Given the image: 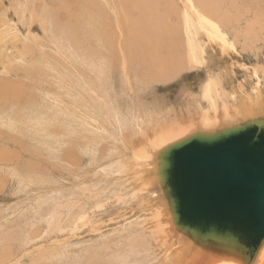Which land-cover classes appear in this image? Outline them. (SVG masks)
<instances>
[{"label": "rangeland", "instance_id": "1", "mask_svg": "<svg viewBox=\"0 0 264 264\" xmlns=\"http://www.w3.org/2000/svg\"><path fill=\"white\" fill-rule=\"evenodd\" d=\"M93 1H96L97 3L100 2L98 3L99 6L98 7L92 6ZM141 1L143 3L145 2V0H136V1L135 0H99V1L98 0H55V1L0 0V3H3L0 4V15H1V11L7 9L8 7L7 10L11 15L14 16V19L20 20V26L22 28V31L17 30L13 28L12 24H10L12 29L15 31L17 30L19 33L16 32L17 33L16 35L15 31L13 30L12 32L11 30L7 31L8 27L4 23V20H6V23L8 24L10 23V21L7 19V17L0 16V31L5 35H7L2 39L3 41H0V44H2V46L0 47L1 50L0 53L2 54V55L0 54V76H3V74L6 71H8L4 74V77H6V79H0V82L18 81L25 83L26 88H24L25 93H23L24 96L23 100L32 103V105L34 106L33 113L35 111L37 112L41 111L39 107L41 105H43L42 109L44 110L42 111L44 112V114L48 113L46 111H48V108L50 107L49 104H51L54 100L57 99L64 100L65 105L63 107L73 108V109L68 108V113L71 111L69 115H65L64 111L61 112L62 113L61 115H63V117L65 118L68 117V123L72 128H70V130H68L67 133L64 132L69 136L63 133L61 135H58L62 138V142H58L56 144L51 143L49 140L46 141L45 139L47 138H45L46 135L44 134L45 132L42 131L41 128H36V127H34L35 129L31 128L32 127L30 125L31 123L28 120H27L28 123H24L17 126L16 129L18 130L14 132V134H16L15 136L18 141L20 140V142L21 141L23 142H21V144L20 142H16L17 143L16 144L11 141V137H8V135L10 136L12 134L11 133L13 131L11 130L12 128L10 129L8 127H4L0 123V139H1L0 157L2 159H5L3 161L7 160L5 164L3 163L4 164L3 166H0V179H5L8 183V185L6 184L4 190L5 192L0 196V211L2 210L3 212L9 206L8 211L12 210L11 212L13 213V209L14 207H16L15 205L17 202L24 201L30 193L35 194L36 197L32 199V201L31 200L27 201L26 206L22 210L21 214L12 215V218L8 219L7 221H4L5 224L1 225L2 228H0V233L6 231V229L16 230V232H19L20 230H24L25 228L22 227H26L24 225L28 221V219L34 216L35 210L40 209V207L38 206L39 204H41L43 208L47 211L49 209L57 208L56 216L57 215L58 216L57 217L55 216L56 218H52V225L49 229L47 228L48 224L47 222H45L44 217L38 216L35 218L34 221L35 226L31 227L30 229H33V231H37V232L42 230L40 235L41 236L45 235L47 236L48 239L44 240V242L46 243H43V246L40 245L41 246L39 247L40 251L36 253L37 255L33 254L34 256L32 255L31 257H28L25 261L22 262V264H44L45 262L46 264H58V263L86 264L87 262L85 256H87L91 250H100V254L98 255H101V257L105 260V264L108 260H110V258L114 260L113 258H116L117 256H118L117 259L113 261L114 264H119V263L132 264V261L133 264H135L136 262H137L136 264H145V262H147L148 254H146L145 251H141V252L135 251L137 255H135V253L133 252V254H131L128 257H124L122 254V252L125 251L126 247H128L130 243L129 235L133 234V231L142 230V228L144 229L148 218L142 212L134 210L129 206L119 207L120 204L125 203L126 199L128 198V190L126 186L127 183H125L122 178L116 179L115 176L116 169L119 167L118 164L119 157L117 156L123 155L125 157H129L130 160L128 161L136 160L135 152L136 151L138 152L137 150L138 148L133 149L132 147H135L134 140L136 139V136H138L139 131L138 128L135 126V124L132 123V121L129 119V116L122 114L121 112H119V110L118 111L113 110L111 106L112 101L109 96H112V94L115 95L117 94V96H120L122 92L126 96L134 93L135 94L142 93L145 95L144 97L149 104L152 103L151 101L153 100V97L158 98L159 102L164 103V107H162L163 109L161 111H154V113L152 112L153 119L149 121H150V125L153 128L159 129L161 128V126H165L170 123H173L175 125L179 120H183V119L186 120L194 116V113H196L195 105L189 103L188 106L187 105L188 102H186L185 99L188 101L187 97L190 99V96L192 100L199 99L201 97V95L199 96V94L202 93L203 83L207 77L206 68L208 69V67H210L209 69L213 68L215 71H218V73H220V75H223L224 77H226V75L228 74L227 75L228 77H226V79L228 78L230 79L232 77L233 84H235L236 86L239 84H243L245 88L248 89L249 87L248 89L249 91H251L257 85L261 86L262 88L264 87V0H219L218 1V6L220 10L219 14L221 13L222 16L224 15L223 17L228 16L227 19L230 20L228 22L227 21L223 22L221 26L223 30H225V32L228 34V36L232 34L230 36V39L231 41L234 42V43L232 42L234 44V47L230 49L228 53H223V54L221 53L220 49H218V47L215 46V44L213 46L212 43L208 42V37L205 35V32L198 25L194 24V26H192L186 24L185 15L187 14L185 13V9L181 3V0H148V1L146 0L147 3L145 2L144 4H146L145 6L148 9L145 10H140L136 8L137 6H135V5H139L138 2ZM193 1H194V5L195 4L198 5L195 7L197 9L200 8L198 10L201 11V13H203L206 17L209 18L214 17L212 16L213 14H211V12L208 9L210 5L212 6L211 0H193ZM136 2L137 4H135ZM33 4L35 8L33 7ZM20 5L23 6L25 5L30 8L29 12L25 13L24 17L21 15ZM4 6L6 7L4 8ZM203 6L205 9L203 8ZM213 6H215V4H213ZM31 7H33L34 8L33 10L35 11V12L33 11L34 28L29 32L27 23H29L30 21L29 18L32 12ZM13 8L15 9L14 11L17 13H14ZM45 8L50 9V12L52 14L55 13L56 11V13L59 14V16L61 15L60 16L62 18L61 22L64 24L69 19H71L72 22L77 23V27L79 28L80 33L77 35L78 37L77 36L76 37L79 40L85 39L83 41V47H80L81 48L80 50H78L79 47L75 48L76 46H74L76 50H74V48H71L73 51L72 52L70 51L71 49L66 47L68 44L66 46L61 45L63 47L59 46V48L57 49L58 46L52 43V42H56L55 36L57 35V33L55 34V31H53V28L50 24L48 25V23H46L47 28H44L41 22L43 21L42 19L44 14L42 12L43 9ZM202 8L204 9V11H202L203 10ZM90 9L93 11H90ZM94 11L96 12L98 11L97 14H99L101 19L103 20L104 22L103 25L105 27L106 32L108 31L109 33L108 35L111 38L110 43L112 45L110 43L108 45H104V44H100L101 42L99 43L97 42V37L94 36V28H93L95 26V23L94 21H91V17L95 15ZM66 14L68 15L66 16ZM213 19L218 20V18L215 17ZM150 23L151 25H149ZM224 24H225V28L223 27ZM146 26L148 27L146 28ZM186 30L188 31V33ZM160 34H162V38L164 40H167L166 45L162 44L163 46H161L160 44L152 41L154 40V38L156 39L157 36L161 37L159 36ZM191 37H194L192 38L194 42L197 41L199 44L201 45L203 44L202 46H205V48L207 49V53H205V57L203 58L201 57L204 61H202V59H199L197 61L194 59V57H192V54L190 53L189 50V39ZM33 40L36 43H34ZM96 42L98 43V46L99 45L101 46L98 47L100 49V54L97 53L92 55L91 57L87 56L89 48L91 46L92 47L97 46ZM38 44L40 45V48ZM144 44L147 47L144 46ZM28 46L31 47V52L30 51H29L30 53L27 52L29 54L28 56L26 53V57L28 58L26 59V62L29 61V63L27 64L20 63L19 67L20 68H23L25 66L30 67V65L32 66V64L34 63L33 65L36 66L37 68H33V69H38V72L34 75V77H30V76L27 77L23 74L22 69L18 71L16 68L12 67V65L20 61L19 59L15 60L13 54H17L19 51H23V49L27 48ZM3 47L5 50H7L6 53L4 52L5 50L2 49ZM33 47H35V49ZM63 48H66L69 51ZM61 51H65L67 53H63V54L58 53ZM135 54L137 55L140 54L139 55L140 57L139 58H137V56L135 57ZM46 55L49 57V61H50L49 63L43 60V57H45ZM65 55H68L69 57L68 56L65 57ZM4 56L6 57V59ZM77 56L80 57L78 58ZM31 57H33L32 58L33 60L31 59ZM39 59L41 61H39ZM124 59L130 64L129 66L130 70L128 72H131V70L134 71V69L136 70L135 73L137 72L136 79L138 82L135 81L134 84L136 85L134 86H132L128 78V75L130 73L127 74L124 71V66H123ZM95 60H98V62H96ZM190 60L193 61L191 62ZM65 61L67 62V64ZM12 62H14V64H12ZM44 62L47 64H45ZM5 64H9V65L5 67L4 66ZM103 64L104 66L106 65V67H103ZM9 66H11L10 68L14 72L10 70ZM14 66L17 67L16 64ZM127 67L128 65H126V68ZM6 68L8 70H6ZM92 68H94V71ZM98 69H100L101 71ZM80 70L81 73H79ZM95 70L97 72H95ZM16 71L18 72V74L20 72L19 77L16 75L17 73ZM99 71L102 73H98ZM104 71H106V73H104ZM225 73L227 74L225 75ZM60 80L61 81L64 80L66 82L67 88L62 89L63 86L60 85L61 84ZM222 82H220V85H218L219 90L216 88L215 90L216 93L214 92L215 94L213 95L215 97H224V99H227L226 94L227 93L229 94L231 90L230 88L231 85L229 84V82H225V81L224 83ZM251 84L253 86H251ZM85 86H87V88ZM76 87L79 88L77 89ZM131 87H134L133 90L130 89ZM6 88L7 86L3 87L0 83V94L1 92H5ZM187 89H189V91ZM153 92L156 93L157 96H153ZM220 92L222 94H220ZM69 93L71 96H69ZM4 98H8V96H6V93H4ZM68 102L71 103L69 104ZM72 103L74 105H72ZM75 103L78 104L75 105ZM166 103L167 105H165ZM80 105L81 106L83 105V107L81 108ZM178 105H179V109H178ZM169 106H171L172 109ZM54 108L55 105H53V109ZM176 108L178 110H176ZM153 109L154 110L156 109L154 105H153ZM25 111L27 112V115L30 116L31 113L27 110V108L25 109ZM1 112L3 113L2 116L8 122L10 117L11 119L13 118L12 114L13 112H15V107L12 106V103L10 101L9 104L7 105L3 100H1L0 113ZM44 114H42V116ZM57 115H58V120L62 118L59 112ZM117 119H119V121ZM120 119L122 121H120ZM110 121H112L113 123H111ZM158 121H160V123H157ZM82 124H83V128H82ZM27 126L29 128H27ZM95 126L98 128H96ZM149 127L150 126H148L147 124L143 125V128L147 131L146 133H148ZM55 128L58 129V127ZM22 129L23 131L25 130V134L21 133ZM95 129H97V131ZM98 129L100 132H98ZM89 131L92 132L90 133ZM103 131H105L106 134L105 133L103 134ZM33 132L36 133L37 136L33 134ZM37 132L39 135L37 134ZM26 134L30 135V138L26 136ZM40 134H42L44 137L41 136ZM35 136L37 137V140L33 139L36 138ZM38 136L39 138L40 137L41 138L38 139ZM54 136L57 137V135ZM94 143H96L97 145ZM102 144L104 147L102 146ZM123 149H125L126 151H122ZM69 166H71V168ZM72 167H74L76 170ZM67 171L70 173H68ZM83 172L84 174L82 175ZM18 173L19 174L22 173V175L23 176L25 175L26 177L27 176L35 177L36 175L37 180L39 178L40 179L43 178V180H45L46 182L57 181V182H61V184L60 183L57 184L59 187L57 186L58 189L55 188L56 190H54L53 187H49V188L46 187L42 192L37 191L39 189L30 190L32 188L27 187L26 185H23L21 187L18 186L19 185L18 179L12 177L13 174H18ZM102 174L105 177H110V180L109 181L100 180L102 178L101 176ZM94 178L95 180H93ZM86 180H90V181L86 182ZM62 185H64L65 188H63ZM67 186L70 187V189H68ZM34 187H36V185ZM54 187L56 186L54 185ZM120 187L123 190L120 189ZM47 189L50 191H48ZM93 193L95 195H93ZM116 193H118V195ZM119 193H121V195ZM16 195L19 196L17 197ZM60 196L61 198H59ZM96 197H99V199ZM7 201L11 204L8 205L9 203ZM93 201L94 203L97 202L98 204L95 203L94 205ZM98 205H100L99 206L100 208L98 207ZM128 208L129 210H127ZM100 209H101V213H99L100 211H98ZM120 210L121 212H123V215L121 217L118 214ZM89 212L92 213L90 214ZM44 213H45V215L43 214L44 216L48 214L45 211ZM141 215L143 218L141 217ZM106 216L108 217L110 216L109 218L112 219H108V217ZM102 217L103 218L105 217L107 221L105 218L103 219ZM85 218L88 219L86 220ZM98 221L100 222L98 223ZM96 222L98 223V225ZM85 224L87 227L84 226ZM138 225H140V227ZM46 230H48L47 233L50 234L49 236L47 233L44 234ZM68 230L71 232V234ZM73 230H75V232ZM4 245H5L4 242L3 244H0V246H4ZM41 251L42 252L47 251L48 254L42 253L44 255L46 254L47 256H52L54 253L56 257L55 256L51 257L52 259L48 258L47 261H44L43 259L41 260L42 255L39 254L41 253ZM56 252L58 255L56 254ZM135 256L137 257L135 258ZM103 259L102 260L99 259L100 261L99 260L98 262L96 261L95 264H101V262L104 261Z\"/></svg>", "mask_w": 264, "mask_h": 264}, {"label": "bare ground", "instance_id": "2", "mask_svg": "<svg viewBox=\"0 0 264 264\" xmlns=\"http://www.w3.org/2000/svg\"><path fill=\"white\" fill-rule=\"evenodd\" d=\"M55 1V0H53ZM99 1V0H98ZM136 1V0H135ZM148 1V0H147ZM218 1L219 0H211L212 2V6L210 5L208 7L209 11L211 12V14H213L212 16H214L215 18H218V20H215L213 18H209L206 17L203 13H201V11H199L198 9L200 8H196L195 6H198L197 4L194 5V1L193 0H181V3L185 9V13L187 15L186 16V24L192 25L194 26V24L198 25L204 32L205 35L208 37V42L212 43V45L217 46L218 49H220L221 53H228L230 51V49H232L234 47V42L231 41L230 36H228V34L225 32V30H223L221 24L225 21H230L228 20V16L223 17L221 15V13L219 14L220 10H219V6H218ZM41 2V1H40ZM146 2V0H145ZM144 2V3H145ZM53 3V2H52ZM68 3V2H67ZM89 3V2H88ZM91 3V2H90ZM100 3V2H98ZM96 1L92 2V6L94 7H98V4ZM142 1L138 2L139 5H135L137 6L136 8L140 9V10H145L148 9ZM147 3V2H146ZM3 4V3H0ZM43 4V3H42ZM137 4V2L135 3ZM213 4H215V6H213ZM19 5V4H18ZM51 5V3H50ZM133 5V4H132ZM200 5V4H199ZM40 6V5H39ZM6 6H4L5 8ZM10 7V6H9ZM17 7V6H15ZM33 7L35 8L34 4ZM33 7L32 8V12L30 14V21L29 23H27L28 25V30L29 32L34 28V16H33ZM45 7V6H43ZM134 7V6H133ZM200 7V6H199ZM207 7V6H206ZM93 8V7H92ZM135 8V9H136ZM204 8V6H203ZM202 8V9H203ZM8 9V7H7ZM5 9L3 11H1V17H7V19L10 21V23H6V20H4V23L6 24L7 31L11 30L12 32V27L10 24L13 25V28L17 29V30H21L22 28L20 26V20H15L14 16L11 15L8 10ZM20 9H21V15L24 17L25 13L29 12V7L28 6H23L20 5ZM42 9V8H41ZM40 9V10H41ZM100 9V8H99ZM130 9V8H129ZM153 9V8H152ZM205 9V8H204ZM204 9L202 11H204ZM15 9L13 8V11ZM54 10V8H53ZM11 11V10H10ZM45 11V12H44ZM52 11V10H51ZM90 11H93L90 9ZM208 11V12H209ZM35 12V11H34ZM38 12V11H37ZM98 12V11H97ZM96 11H94L95 15H93L91 17V21H94L95 26L94 28V36L97 37V42H101L100 44H104V45H108L111 42V38L109 37V33L108 31L106 32L105 27H104V22L101 19L100 15L97 14ZM148 12V11H147ZM14 13H17L14 11ZM43 27H46V23H48V25L50 24L53 28V31H55V34L57 33V35L55 36V40L56 42H52L54 43V45H57V49L60 47H63L61 45H67L66 47L71 49L74 48V46H76L75 48L79 47L78 50H80V47H83V41L85 40H79L77 37V35L80 33L79 28L77 27V23L72 22L71 19H69L65 24L61 22V15L59 16V14L56 13H51L50 9H43ZM92 13V14H94ZM144 13V12H143ZM184 13V14H185ZM36 14V13H35ZM91 14V15H92ZM18 15V14H17ZM45 15V17H44ZM68 14H66L67 16ZM80 15V14H78ZM151 15V14H150ZM152 16V15H151ZM22 17V18H23ZM18 18V17H17ZM149 18V17H148ZM146 18V19H148ZM19 21V22H18ZM227 24V23H226ZM151 25V23L149 24ZM228 25V24H227ZM27 27V26H26ZM148 26H146L147 28ZM188 27V26H187ZM191 27V26H190ZM223 27L225 28V24L223 25ZM195 28V27H194ZM228 28V27H227ZM190 29V28H189ZM192 29V28H191ZM15 31V34L17 35ZM132 30V29H131ZM6 31V32H7ZM52 31V32H53ZM145 31V30H144ZM143 31V32H144ZM187 31V30H186ZM229 31V30H228ZM148 32V31H147ZM195 32V31H193ZM19 33V32H18ZM136 33V32H135ZM188 33V31H187ZM229 33V32H228ZM12 34V33H11ZM97 34V35H96ZM145 34V33H144ZM230 34V33H229ZM81 35V34H80ZM133 35V33H132ZM189 35V34H188ZM7 36L4 33H2L0 31V41H3L2 39ZM54 36V35H53ZM77 36V37H76ZM153 36V35H152ZM155 36V35H154ZM158 37L152 41H154L155 43L160 44L161 46H163L162 44L166 45V41L162 38V34H160ZM15 37V36H13ZM29 37V36H28ZM33 37V36H31ZM83 37V36H82ZM81 37V38H82ZM141 37V36H138ZM8 38V37H7ZM19 38V37H18ZM45 38V36H44ZM65 40H63V39ZM80 38V37H79ZM95 38V37H94ZM188 38V37H187ZM194 37H191L189 39V50L190 53L192 54V57H194L195 60H199L202 59L203 57H205V53H207V49L205 48V46H202L201 44H199L197 41L194 42V40L192 39ZM23 39V38H22ZM166 39V38H165ZM18 40V39H17ZM31 40V39H30ZM46 40V38H45ZM63 40V41H62ZM143 40V39H142ZM29 41V40H28ZM34 41V40H33ZM51 41V40H50ZM49 41V42H50ZM54 41V40H53ZM5 42V41H4ZM12 42V41H11ZM25 42V39H24ZM48 42V41H47ZM96 42V43H97ZM233 42V43H232ZM241 42V41H240ZM34 43H36L34 41ZM43 43V42H42ZM98 43L96 47H90L87 53V56H92L94 54L99 53L100 54V49L98 48ZM197 43V44H196ZM73 44V47H72ZM111 44V43H110ZM199 44V45H198ZM4 45V43H3ZM6 45V43H5ZM39 45V44H38ZM112 45V44H111ZM2 46V44H0V47ZM13 46V45H12ZM48 46V44H47ZM143 46V45H141ZM144 46H146L144 44ZM44 47V46H43ZM54 47V46H53ZM101 47V46H100ZM107 47V46H106ZM147 47V46H146ZM35 49V47H33ZM40 48V45H39ZM74 48V50H76ZM96 48V49H95ZM3 50L4 47L2 48ZM9 49V48H8ZM11 49V48H10ZM15 49V48H13ZM37 49V48H36ZM66 49V48H63ZM85 49V48H84ZM210 49V48H209ZM217 49V48H216ZM19 50V49H18ZM55 50V49H54ZM67 50V49H66ZM214 50V49H213ZM31 52V47L28 46L27 48H24L23 51H19L17 54H13V57L15 58V60L19 59L20 61H18L17 63H15L17 65L14 66V62H12V67L16 68L18 71H20V69L23 70V74L25 76H30V77H34V75L38 72V69H33V68H37L36 66H34L32 64V66L30 65V67H23L20 68L19 65L20 63L22 64H27L29 63L26 62V59H28L26 57V53L27 52ZM43 51V49H42ZM69 51V50H67ZM72 51V49L70 50ZM219 51V53H220ZM1 52V50H0ZM3 52V51H2ZM5 53L7 52V50L4 51ZM29 52V53H30ZM38 52V51H35ZM34 52V53H35ZM40 52V51H39ZM55 52V51H54ZM73 52V51H72ZM146 52V51H145ZM42 53V52H41ZM40 53V54H41ZM60 54L63 53H67L65 51H61L58 52ZM69 53V52H68ZM1 54V53H0ZM55 54V53H53ZM77 54V53H74ZM143 54V53H142ZM2 55V54H1ZM29 54L27 53V56ZM72 55V54H71ZM134 55V54H133ZM140 55V54H139ZM135 54V57L137 56V58H139L140 56ZM214 55V54H211ZM34 56V55H33ZM64 56V55H63ZM68 55H65V57ZM105 56V55H104ZM5 57V56H4ZM37 57V56H36ZM69 57V56H68ZM78 58L80 56H77ZM113 57V56H112ZM111 57V58H112ZM131 57V56H130ZM202 57V58H201ZM213 57V56H212ZM33 57H31L32 59ZM45 58V59H44ZM82 58V57H81ZM84 58V57H83ZM103 58V56H102ZM109 58V57H108ZM6 59V57H5ZM30 59V60H31ZM41 59V58H40ZM39 59V61H41ZM98 59V58H96ZM33 60V59H32ZM43 60H45V62H50L49 61V57L46 55L45 57H43ZM66 60V59H65ZM71 60V59H70ZM94 60V59H93ZM107 60V58H106ZM25 61V63H24ZM67 61V60H66ZM65 61V62H66ZM96 62H98V60H95ZM134 61V60H133ZM191 61V60H190ZM193 61V60H192ZM191 61V62H192ZM202 61H204L202 59ZM37 62V61H36ZM44 62V63H45ZM107 62V61H106ZM140 62V61H139ZM200 62V61H199ZM207 62V61H206ZM95 63V62H93ZM100 63V62H99ZM98 63V64H99ZM47 64V63H45ZM67 64V62H66ZM82 64V63H81ZM85 64V63H84ZM83 64V66H84ZM97 64V63H96ZM101 64V63H100ZM9 64H5L4 66L6 67ZM71 65V64H69ZM94 65V64H92ZM108 65V64H107ZM110 65V63H109ZM108 65V66H109ZM126 65H128V69L126 68ZM74 66V65H73ZM102 66V65H101ZM100 66V67H101ZM123 66H124V71L125 73H130L128 75V78L130 80V83L132 84V86L136 85L134 84L135 81H137L136 79V74L135 73V69L134 71L131 70V72H128L130 70L129 66V62H127L125 59L123 61ZM121 66V67H123ZM207 66V65H206ZM4 67V68H5ZM11 66H9L10 68ZM71 67V66H70ZM93 67V66H92ZM96 67V65H95ZM99 67V66H98ZM103 67H106V65ZM210 67H208L207 70V77L206 80L203 83V87H202V93L199 94V96L201 95V97L199 99H194L192 100L191 96L190 99L187 97L188 101L185 99L187 103V105L189 103H192L195 105V109H196V113H194V116H192V118H188L186 120H179L175 125L173 123L167 124L165 126H161V128H153L150 125V121L152 118V112L154 113V111H161L164 107V103L163 102H159L158 98L153 97V96H157L156 93L153 92V100L151 101L152 103L149 104L148 101L145 99V95L140 93V94H129L128 96H126L123 92L120 94V96H117V94H112V96H109L111 99V106L113 108L114 111H118L121 112L122 114H125L127 116H129V119L132 121V123L135 124V126L138 128V136H136V139L134 140V148H138V152H135V159L136 160H132V161H128L130 160L129 157H125L123 155H118V164L119 167L116 169V179H123L127 186V190H128V198L126 199L125 203L120 204L119 207H125V206H129L130 208L140 211L142 212L144 215L147 216L148 220L146 222V225L144 227V229L142 228V230H136L133 231V234H130V243L128 245V247H126L125 251L122 252L124 257H128L131 254H133V252L135 253V251H145L146 254H148V258H147V262H145V264H264V237L260 239V241L256 243V240L254 238H252L251 240H249V242H244L239 243L236 240V237H238V232L234 233L233 232H227V233H221L218 231H215L213 229H207L204 225L201 226L200 224H197L196 221L195 223H191L188 224L186 218H184V210L180 209V202L178 201V199H176L171 191V187L169 185V183L167 181H169V168L170 166H172L171 161L169 160L171 155H172V150H173V146L176 145L179 142H189L190 140H194L195 138L197 139H203L205 138H218L217 136L220 135H224L226 133H234V132H238L240 131V127H242V125H246V124H253V123H257L259 124L261 127L264 128V87L262 88L261 86H256L254 87L251 91H249V87L248 89L244 87L243 84H239V85H235L232 82V77L229 79H226V77H228L227 73H225L226 77H224L223 75H220V73H218V71H215L213 68L209 69ZM74 69V68H73ZM76 69V67H75ZM94 71V68H92ZM96 69V68H95ZM6 70H8L6 68ZM10 70L12 72H14L11 68ZM9 70V71H10ZM15 70V69H14ZM100 70V69H98ZM103 70V69H102ZM249 70V69H248ZM101 71V70H100ZM98 72V73H102V72ZM113 71V70H112ZM111 71V72H112ZM8 72V71H6ZM5 72V73H6ZM17 72V71H16ZM15 72V73H16ZM70 72V71H69ZM95 72H97L95 70ZM233 72V71H232ZM4 73V74H5ZM59 73V72H58ZM72 73V72H71ZM81 73V70L80 72ZM83 73V72H82ZM86 73V72H85ZM104 73H106V71H104ZM0 76V79H6V77ZM20 74V72H19ZM18 72L16 73V75L19 77ZM63 74V73H61ZM68 74V73H66ZM222 74V73H221ZM7 75V74H6ZM47 75V74H46ZM73 75V74H72ZM84 75V74H83ZM263 75V74H262ZM24 76V77H25ZM86 76V75H85ZM84 76V77H85ZM89 76V75H88ZM115 76V75H114ZM259 76V75H258ZM26 77V79H27ZM64 77V76H63ZM56 78V77H55ZM62 78V77H61ZM58 78V79H61ZM65 78V77H64ZM68 78V77H67ZM117 78V77H115ZM165 78V77H162ZM63 79V78H62ZM32 80V79H31ZM80 80V79H79ZM61 81V80H60ZM86 81V80H85ZM94 81V80H93ZM101 81V80H100ZM118 81V80H117ZM223 81V82H222ZM225 82H229V84L231 85L230 88V92L229 94H226V98L224 99V97H215L213 94H215V90L216 88L218 89V85H220V82L224 83ZM247 81V80H246ZM129 82V81H128ZM259 82V80H258ZM1 85L3 87H6L5 92H1L0 94V102L1 100H3L7 105L9 104V101L12 103V106L15 107V112H13L12 114V119L11 117L9 118L8 122L7 120H5V118L2 116L3 113H0V123L2 124V126L4 127H8V128H12L11 130H13L11 133V135L8 137H11V141L16 143V142H20V140L18 141L16 138V134H14V132H16L18 129L17 126L24 124V123H28V121L31 123L30 125L32 126L31 128H41L42 131H44L46 134L45 135V139L46 141H50L53 144H56L58 142H62V138L58 135L66 134L68 130H70V128H72L70 126V124L68 123V117L65 118L63 117V115H61L62 111H64L65 115H69L68 113V108L63 107L65 105L64 100L63 99H57L54 100L51 104H49V108H48V113H45L42 111L44 109H42L43 105L39 106L40 110L39 112L34 111V106L32 105V103H30L29 101H25L23 100L24 96L23 93H25L24 88H26V84L23 82H18V81H12V82H0ZM92 83V82H91ZM80 84V83H79ZM78 84V85H79ZM61 86H63L62 89L67 88V84L64 80L61 81ZM71 85V84H70ZM246 85V84H245ZM225 86V85H224ZM251 86H253L251 84ZM36 87V86H35ZM73 87V86H72ZM87 88V86H85ZM84 87V88H85ZM77 89L79 87H76ZM134 87H131L130 89L133 90ZM221 88V87H220ZM251 88V87H250ZM4 89V88H2ZM83 89V88H82ZM191 89V88H190ZM224 89V88H223ZM226 89V88H225ZM39 90V89H38ZM72 90V89H71ZM84 90V89H83ZM82 90V91H83ZM123 90V89H122ZM125 90V89H124ZM189 91V89H187ZM200 90V89H199ZM219 90V89H218ZM229 90V89H228ZM81 91V92H82ZM115 91V90H114ZM135 91V89H134ZM201 91V90H200ZM224 91V90H223ZM97 92V91H96ZM125 92V91H124ZM192 92V91H191ZM190 92V93H191ZM194 92V91H193ZM215 92V93H214ZM4 93H6V96H8V98H4ZM114 93V92H113ZM72 94V93H71ZM128 94V93H127ZM185 94V93H184ZM194 94V93H193ZM218 94V93H217ZM216 94V95H217ZM220 94H222L220 92ZM119 95V94H118ZM69 96L70 93H69ZM88 97V96H86ZM194 97V96H193ZM72 98V97H71ZM89 99V98H88ZM68 100V99H67ZM16 101V102H15ZM73 101V100H72ZM71 101V102H72ZM93 101V100H91ZM192 101V102H191ZM70 102V103H71ZM79 102V101H78ZM86 102V101H84ZM90 102V101H89ZM3 103V102H2ZM37 103V102H35ZM69 103V102H68ZM69 103V104H70ZM74 103V102H73ZM72 103V105H74ZM92 103V102H91ZM78 104V103H77ZM75 103V105H77ZM81 104V103H80ZM84 104V103H83ZM88 104V103H87ZM104 104V103H103ZM53 105H55V108L53 109ZM153 105L156 108L155 110L153 109ZM167 105V103L165 104ZM93 106V105H92ZM189 106V105H188ZM59 107V109H58ZM76 107V106H75ZM80 107L82 108L83 105ZM85 107V105H84ZM89 107V106H86ZM166 107V106H165ZM171 108V106H169ZM168 107V108H169ZM4 108V107H3ZM27 108V110L31 113L30 116L27 115V112L25 111V109ZM46 108V107H44ZM64 110H61V109ZM167 108V109H168ZM58 109V110H57ZM69 109H73V108H69ZM87 109V108H86ZM93 109V108H92ZM109 109V108H108ZM172 109V108H171ZM178 109H179V105H178ZM176 108V110H178ZM47 110V109H45ZM83 110V109H81ZM182 110V109H181ZM188 110V109H187ZM88 111V110H87ZM168 111V110H167ZM58 112L60 114V116L62 118H60L58 120ZM73 112V111H72ZM83 112V111H82ZM112 112V111H111ZM175 112V111H174ZM184 112V111H183ZM191 112V111H190ZM74 113V112H73ZM88 113V112H87ZM161 113V112H159ZM42 114H44L42 116ZM86 114V113H85ZM112 114V113H111ZM163 114V113H162ZM174 114V113H173ZM184 114V113H183ZM71 115V114H70ZM82 115V113H81ZM80 115V116H81ZM100 115V114H99ZM120 115V114H119ZM155 115V114H154ZM158 115V113H157ZM167 115V114H166ZM188 115V113H187ZM112 117V116H111ZM168 117V116H167ZM94 119V118H93ZM122 119V118H121ZM120 119V121H122ZM161 119V118H160ZM28 120V121H27ZM82 120V119H81ZM119 121V119H117ZM155 120V119H154ZM153 120V121H154ZM162 120V119H161ZM87 121V119H86ZM166 121V120H165ZM111 123H113L112 121H110ZM117 122V121H116ZM127 122V121H126ZM155 122V121H154ZM169 122V121H168ZM171 122V121H170ZM125 123V122H124ZM123 123V124H124ZM157 123H160V121H158ZM58 124V125H57ZM85 124V123H83ZM83 124H82V128H83ZM118 124V123H117ZM121 124V123H120ZM148 125L150 126L148 128V133H146L147 131L143 128V125ZM165 124V123H164ZM112 125V124H111ZM129 125V124H127ZM163 125V124H162ZM119 126V125H118ZM154 126V125H153ZM160 126V125H159ZM240 126V127H239ZM55 127H58L55 128ZM80 127V126H79ZM89 127V126H88ZM96 127V126H95ZM100 127V126H99ZM117 127V126H116ZM27 128H29L27 126ZM93 128V127H92ZM91 128V129H92ZM98 128V127H96ZM102 128V127H101ZM114 128V127H113ZM123 128V126H122ZM35 129V128H34ZM115 129V128H114ZM97 131V129H95ZM105 130V129H103ZM120 130V128H119ZM5 131V130H4ZM32 131V130H31ZM37 131V129H36ZM88 131V130H87ZM143 133H142V132ZM8 132V131H7ZM66 132V133H64ZM90 132V131H89ZM92 132V131H91ZM90 132V133H91ZM98 132L99 129H98ZM115 132V131H114ZM141 132V133H140ZM4 133V132H3ZM22 134H25V130L21 131ZM41 133V130H40ZM105 133V131H103V134ZM118 133V132H117ZM9 134V133H8ZM33 134L36 135V133L33 132ZM38 134V132H37ZM102 134V135H103ZM106 134V133H105ZM121 134V133H120ZM119 134V135H120ZM31 135V133H30ZM30 135L26 134V136H28L30 138ZM39 135V134H38ZM41 136H43L42 134H40ZM54 135H57V137H55ZM67 135V134H66ZM71 135V134H70ZM95 135V134H94ZM98 135V134H97ZM96 135V136H97ZM100 135V134H99ZM118 135V134H117ZM131 135V134H130ZM213 135V136H212ZM2 136V135H1ZM37 136V135H36ZM35 136V137H36ZM54 136V137H53ZM69 136V135H67ZM109 136V135H108ZM20 137V136H19ZM33 137V136H31ZM44 137V136H43ZM41 138V137H40ZM38 136V139H40ZM34 140H37L36 138H33ZM1 140V139H0ZM29 140V139H28ZM33 140V141H34ZM114 140V138H113ZM43 141V140H42ZM121 141V140H120ZM129 141V140H128ZM23 142V141H21ZM20 142V144H21ZM36 142V141H35ZM41 142V140H40ZM39 142V143H40ZM122 142V141H121ZM118 143V141H117ZM129 143V142H128ZM17 144V143H16ZM32 144V143H31ZM36 144V143H35ZM34 144V145H35ZM41 144V143H40ZM48 144V143H47ZM96 144V143H94ZM14 145V144H13ZM38 145V144H37ZM45 145V144H44ZM51 145V144H49ZM48 145V146H49ZM97 145V144H96ZM115 145V144H114ZM54 146V145H53ZM57 146V145H56ZM103 146V144H102ZM124 146V145H123ZM41 147V146H40ZM92 147V146H91ZM98 147V146H97ZM96 147V148H97ZM104 147V146H103ZM117 147V146H116ZM126 147V146H125ZM124 148V147H123ZM131 148V149H132ZM49 149V148H48ZM103 149V148H102ZM127 149V148H126ZM129 149V148H128ZM71 151V150H69ZM88 151V150H87ZM122 151H126L125 149H123ZM129 151V150H128ZM92 152V151H91ZM104 152V151H103ZM102 152V153H103ZM58 153V152H56ZM72 156V155H71ZM63 157V156H62ZM4 158V157H3ZM67 159V158H66ZM5 159H2L0 157V166H3L5 164V162L7 161H3ZM68 161V160H67ZM83 161V160H82ZM62 162V161H61ZM4 163V164H3ZM81 163V162H80ZM62 164V163H61ZM82 164V163H81ZM88 164V163H87ZM50 165V164H49ZM57 165V164H56ZM55 165V166H56ZM63 165V164H62ZM61 165V166H62ZM7 166V165H6ZM48 167V166H47ZM65 167V166H64ZM71 168V166H69ZM79 167V166H78ZM169 167V168H168ZM29 168V167H28ZM54 168V166H53ZM61 168V167H60ZM59 168V169H60ZM74 168V167H72ZM22 169V168H21ZM75 169V168H74ZM28 170V169H27ZM32 170V169H31ZM50 170V169H49ZM76 170V169H75ZM70 171V170H68ZM67 171V172H68ZM72 171V169H71ZM78 171V170H77ZM37 172V171H36ZM53 172V171H52ZM59 172V171H58ZM74 172V171H73ZM82 172V171H81ZM23 173V172H22ZM22 173H18V174H13L12 177H15L18 179V186L21 187L23 185H26L27 187H30L32 189L30 190H36L39 189L37 191L42 192L44 190V188L46 187H53L54 190H56L55 188H57V184L61 182H57V181H53V182H46L45 180L42 179H38L37 177L35 179V177L30 176V177H26L25 175L23 176ZM70 173V172H68ZM67 173V174H68ZM77 173V172H76ZM36 174V173H35ZM59 174V173H58ZM57 174V175H58ZM84 174V172L82 173V175ZM87 174V173H86ZM56 175V176H57ZM66 175V174H65ZM81 175V176H82ZM90 175V173H89ZM98 175V174H97ZM96 175V176H97ZM46 176V175H45ZM51 176V175H50ZM73 176V175H72ZM86 176V175H84ZM92 176V175H91ZM102 178L100 180H104V181H109L110 177H105L103 174L101 175ZM5 177V176H4ZM41 177V176H40ZM80 177V176H79ZM48 178V177H47ZM88 178V177H87ZM49 179V178H48ZM66 179V178H65ZM68 179V178H67ZM8 180V179H7ZM50 180V179H49ZM53 180V179H52ZM70 180V179H69ZM79 180V179H78ZM95 180V178L93 179ZM62 181V180H61ZM76 181V180H75ZM82 181V180H81ZM90 181V180H86ZM11 183V182H10ZM6 184L8 185L7 181L5 179H0V196L5 192V187ZM17 184V182H16ZM70 184V183H69ZM11 185V184H10ZM36 185V187H34ZM54 185L56 187H54ZM73 185V184H72ZM78 185V184H77ZM63 188L64 185H62ZM75 186V185H74ZM122 186V185H121ZM59 187V186H58ZM72 187V186H71ZM81 187V186H80ZM92 187V186H90ZM68 189H70V187L67 186ZM79 188V187H78ZM83 188V187H82ZM118 188V187H117ZM27 189V188H26ZM58 189V188H57ZM114 189V188H113ZM120 189H122L120 187ZM46 190V189H45ZM48 190V189H47ZM74 190V189H73ZM87 190V189H86ZM123 190V189H122ZM50 191V190H48ZM88 191V190H87ZM91 191V190H90ZM89 191V193H90ZM30 192V191H29ZM58 192V191H57ZM62 192V191H61ZM64 192V191H63ZM86 192V191H85ZM35 193V192H34ZM39 193V192H38ZM56 193V192H55ZM54 193V194H55ZM67 193V192H66ZM70 193V192H69ZM68 193V194H69ZM95 193V192H94ZM93 193V195H95ZM27 194V193H26ZM37 194V193H36ZM41 194V193H40ZM47 194V193H46ZM62 194V193H61ZM78 194V192H77ZM118 195V193H116ZM121 195V193H119ZM71 195V194H70ZM88 195V194H87ZM119 195V196H120ZM17 196V195H16ZM19 196V195H18ZM17 196V197H18ZM92 196V195H91ZM90 196V197H91ZM116 196V195H115ZM15 197V196H14ZM12 197V198H14ZM23 197V195H22ZM9 198V197H8ZM25 198V196H24ZM36 198L35 194H29L28 197L21 202H17L16 203V207H14L13 209V213L11 212L12 210H9V206L2 212V210L0 211V228L1 225H4L5 222L8 219L12 218V215H19L21 214L22 210L24 209V207L26 206L27 201H32V199ZM44 198V197H43ZM61 198V196L59 197ZM64 198V197H63ZM75 198V197H74ZM99 199V197H96ZM114 198V197H113ZM41 199V198H40ZM50 199V198H49ZM88 199V198H87ZM14 200V199H12ZM23 200V199H22ZM58 200V199H57ZM77 200V199H76ZM82 200V199H81ZM91 200V199H90ZM111 200V199H110ZM16 201V200H14ZM74 201V200H72ZM8 202V201H7ZM37 202V201H35ZM57 202V201H56ZM65 202V201H63ZM110 202V201H109ZM9 203V202H8ZM67 203V201H66ZM94 203V201H93ZM97 203V202H95ZM94 203V205H95ZM101 203V202H100ZM104 203V202H103ZM11 203H9L8 205H10ZM14 204V203H13ZM57 204V203H56ZM62 204V203H60ZM69 204V203H68ZM85 204V203H84ZM98 204V203H97ZM70 205V204H69ZM40 207L39 210H35V214L33 217H30L28 219V221L25 223L24 226L26 227H22L25 228L24 230H20L19 232H16V230H7L3 231L0 233V244H3L4 242V246H0V264H22L23 261H25L28 257H31L33 254L38 253L39 247H41L40 245L43 246V243L45 239H48L47 236L43 235L41 236L40 233L42 232L39 231H33V229H30L31 227L35 226L34 221L35 218L38 216H42L44 217L45 222H47L48 224V229L51 227L52 225V218H56V214H57V208L54 209H49L48 211L45 210L43 208V206L41 204L38 205ZM81 206V205H80ZM100 205H98L99 207ZM69 207V206H68ZM82 207V206H81ZM86 207V205H85ZM118 207V208H119ZM11 208V207H10ZM13 208V207H12ZM73 208V207H72ZM75 208V207H74ZM100 208V207H99ZM104 208V207H103ZM37 209V208H36ZM69 209V208H68ZM77 209V208H76ZM97 209V208H96ZM108 210V209H107ZM129 210V208L127 209ZM126 210V211H127ZM45 212H47L48 214L45 215ZM80 211V209H79ZM91 211V210H89ZM100 211L99 213H101V209L98 210ZM60 212V211H58ZM68 212V211H66ZM76 212V211H75ZM103 212V211H102ZM130 212V211H129ZM133 212V211H132ZM135 212V211H134ZM90 213V212H89ZM92 213V212H91ZM90 213V214H91ZM118 213V212H117ZM44 214V215H43ZM70 214V213H69ZM106 214V213H105ZM113 214V213H112ZM120 215V217L123 215V212L118 213ZM132 214V213H131ZM140 215V213H139ZM54 216V217H53ZM56 216V217H55ZM67 216V214H66ZM99 216V215H97ZM92 217V215H91ZM108 217V216H106ZM110 217V216H109ZM108 219H112L109 218ZM127 217V216H126ZM125 217V218H126ZM142 217V215H141ZM81 218V217H80ZM103 218V217H102ZM105 218V217H104ZM103 218V219H104ZM135 218V217H134ZM143 218V217H142ZM145 218V219H147ZM62 219V218H61ZM79 219V217H78ZM86 219V218H85ZM88 219V218H87ZM86 219V220H87ZM97 219V218H96ZM106 219V218H105ZM119 219V218H116ZM136 219V218H135ZM54 220V219H53ZM127 220V219H126ZM107 221V219H106ZM132 221V220H131ZM144 221V220H143ZM54 222V221H53ZM87 222V221H86ZM93 222V221H92ZM100 221H98L99 223ZM121 222V221H120ZM136 222V221H135ZM141 222V221H140ZM59 223V222H57ZM75 223V222H74ZM83 223V222H82ZM97 223V222H96ZM97 223V225H98ZM118 223V222H117ZM89 224V223H88ZM108 224V222H107ZM110 224V222H109ZM135 224V223H134ZM133 224V225H134ZM106 225V224H104ZM132 225V224H131ZM136 225V224H135ZM134 225V226H135ZM141 225V224H140ZM140 225H138L140 227ZM54 226V225H53ZM58 226V225H56ZM79 226V225H78ZM86 226V224L84 225ZM101 226V224H100ZM114 226V225H113ZM117 226V225H116ZM73 227V226H72ZM87 227V226H86ZM103 227V226H102ZM115 227V226H114ZM130 227V226H129ZM138 227V228H139ZM58 228V227H57ZM89 228V227H88ZM108 228V227H107ZM106 228V229H107ZM67 229V228H66ZM77 229V228H76ZM128 229V227H127ZM126 229V230H127ZM141 229V228H140ZM58 230V229H57ZM61 230V229H60ZM59 230V231H60ZM64 230V229H63ZM83 230V229H82ZM135 230V229H134ZM48 230H46V232L44 234L47 233ZM69 231V230H68ZM75 232V230H73ZM104 231V230H103ZM51 232V231H50ZM55 232V231H54ZM62 232V231H61ZM66 232V231H65ZM70 232V231H69ZM72 232V229H71ZM70 232V234H71ZM73 232V233H74ZM52 233V232H51ZM64 233V232H63ZM67 233V232H66ZM83 233V232H82ZM108 233V232H107ZM48 234V233H47ZM54 234V233H53ZM89 234V233H88ZM104 234V232H103ZM50 234H48L49 236ZM62 235V234H61ZM83 235V234H82ZM85 235V233H84ZM101 235V234H100ZM72 236V235H71ZM110 236V235H109ZM52 237V236H51ZM80 237V236H79ZM88 237V236H87ZM91 237V236H90ZM59 238V237H58ZM64 238V237H63ZM72 238V237H71ZM74 238V237H73ZM75 239V238H74ZM71 239V240H74ZM81 239V238H79ZM85 239V238H84ZM88 239V238H87ZM128 239V238H127ZM52 240V239H51ZM55 240V239H54ZM70 240V241H71ZM95 240V238H94ZM49 241V240H48ZM112 241V240H111ZM51 242V241H50ZM81 242V241H80ZM84 242V240H83ZM42 243V244H41ZM58 243V242H57ZM65 243V242H64ZM95 243V242H94ZM39 244V245H38ZM51 244V243H50ZM61 244V243H60ZM69 244V243H68ZM45 245V244H44ZM48 245V243H47ZM67 245V244H66ZM75 245V244H74ZM73 245V247H74ZM107 247V246H106ZM65 248V247H64ZM42 249V248H41ZM44 249V248H43ZM69 249V248H68ZM77 249V248H76ZM82 249V248H81ZM61 250V249H60ZM74 250V249H71ZM52 251V250H51ZM56 251V250H55ZM69 251V250H68ZM78 251V250H76ZM58 252V251H57ZM56 252V254H57ZM71 252V251H70ZM85 252V251H83ZM93 252V253H92ZM42 253H46L48 254L47 251L39 253L40 255H42L41 260L43 259L44 261H47L48 258L54 257L55 254L53 253L52 256H47L46 254H42ZM69 253V252H68ZM67 253V254H68ZM78 253V252H77ZM50 254V253H49ZM75 254V253H74ZM100 254V250H91L90 253L85 256L86 257V264H95V262L100 259L102 260L103 258L101 257ZM37 255V254H36ZM44 255V256H43ZM58 255V254H57ZM71 255V254H70ZM120 255V254H118ZM135 255H137L135 253ZM34 256V255H33ZM122 256V255H121ZM133 256V255H132ZM56 257V256H55ZM118 257V256H117ZM113 258L114 260L117 259ZM137 256H135L136 258ZM143 257V256H141ZM47 258V259H46ZM132 258V257H130ZM40 259V257H39ZM52 259V258H51ZM56 260V259H55ZM79 260V259H78ZM81 260V259H80ZM99 260V261H100ZM104 260V259H103ZM108 260V259H107ZM106 260V261H107ZM112 258H110V260H108L106 262V264H114ZM132 260V259H130ZM134 260V259H133ZM140 260V258H139ZM138 261V260H137ZM122 262V261H120ZM129 262V261H128ZM136 262V259H135ZM141 262V261H140ZM143 262V261H142ZM117 263V262H115ZM127 263V262H126ZM137 263V262H136ZM135 263V264H136ZM46 264V262L44 263ZM59 264V263H58ZM101 264H105V260L101 262ZM120 264V263H119ZM122 264V263H121ZM133 264V261H132Z\"/></svg>", "mask_w": 264, "mask_h": 264}, {"label": "water", "instance_id": "3", "mask_svg": "<svg viewBox=\"0 0 264 264\" xmlns=\"http://www.w3.org/2000/svg\"><path fill=\"white\" fill-rule=\"evenodd\" d=\"M240 128L174 145L167 182L188 224L257 243L264 237V128Z\"/></svg>", "mask_w": 264, "mask_h": 264}]
</instances>
